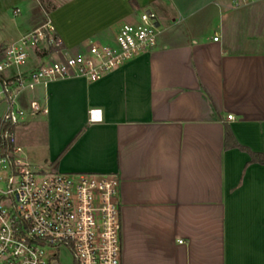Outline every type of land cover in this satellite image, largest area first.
I'll return each mask as SVG.
<instances>
[{
	"label": "crops",
	"instance_id": "0c3cea01",
	"mask_svg": "<svg viewBox=\"0 0 264 264\" xmlns=\"http://www.w3.org/2000/svg\"><path fill=\"white\" fill-rule=\"evenodd\" d=\"M240 1L69 0L49 14L69 53L113 44L145 12L159 24L154 50L100 80L20 99L48 109L20 126L38 164L119 178L122 264H264V165L251 157L264 156V0ZM12 14L0 50L43 23L37 0Z\"/></svg>",
	"mask_w": 264,
	"mask_h": 264
},
{
	"label": "built area",
	"instance_id": "2783aa9c",
	"mask_svg": "<svg viewBox=\"0 0 264 264\" xmlns=\"http://www.w3.org/2000/svg\"><path fill=\"white\" fill-rule=\"evenodd\" d=\"M254 1L260 0L238 5ZM156 24L155 15L145 12L138 22L124 24L113 44L91 41L84 51L69 53L48 20L1 48L0 264H122L119 178L66 175L53 165L38 168L23 162L16 130L48 109L36 101L24 109L20 99L59 79L100 80L151 52L159 36ZM37 52L42 64L22 71ZM97 112H90L91 119Z\"/></svg>",
	"mask_w": 264,
	"mask_h": 264
},
{
	"label": "rangeland",
	"instance_id": "374dc122",
	"mask_svg": "<svg viewBox=\"0 0 264 264\" xmlns=\"http://www.w3.org/2000/svg\"><path fill=\"white\" fill-rule=\"evenodd\" d=\"M38 1V7L41 12L42 17V24L50 20L49 14L51 10L57 5V6H63L65 5L69 0H37ZM33 2V0H0V27L3 25V23L6 25L9 18H11V22H14V19L17 17H14L12 12L14 13L16 10L22 11V16L26 12V8L28 3ZM17 20V19H16ZM7 21V22H5ZM121 26L124 25V22L120 24ZM34 53H32L30 59L31 61L34 59ZM34 118H28V121H31ZM17 140L20 143L22 141L24 143L22 147L23 152L20 156V159L28 164H31L32 166L38 167V168H44L47 167L45 164H38L36 161L39 159L42 155V151L38 149L37 147L31 148L27 145V140L30 142L29 138V132L27 128L18 127L17 128ZM34 143V141H33ZM21 144V143H20Z\"/></svg>",
	"mask_w": 264,
	"mask_h": 264
},
{
	"label": "trees",
	"instance_id": "16d2710c",
	"mask_svg": "<svg viewBox=\"0 0 264 264\" xmlns=\"http://www.w3.org/2000/svg\"><path fill=\"white\" fill-rule=\"evenodd\" d=\"M54 51H55L54 48H50V52H54ZM230 141H231V133L229 132V130H226L225 142H226L227 146L229 145ZM251 157H252L253 162L260 163V164L264 165V156L263 155H257V154L251 153Z\"/></svg>",
	"mask_w": 264,
	"mask_h": 264
},
{
	"label": "water",
	"instance_id": "95a60500",
	"mask_svg": "<svg viewBox=\"0 0 264 264\" xmlns=\"http://www.w3.org/2000/svg\"><path fill=\"white\" fill-rule=\"evenodd\" d=\"M157 27H159V24H156Z\"/></svg>",
	"mask_w": 264,
	"mask_h": 264
}]
</instances>
